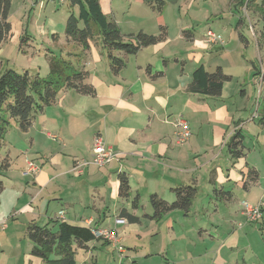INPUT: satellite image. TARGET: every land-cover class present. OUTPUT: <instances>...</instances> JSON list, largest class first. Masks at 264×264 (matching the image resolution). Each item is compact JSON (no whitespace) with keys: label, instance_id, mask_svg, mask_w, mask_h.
<instances>
[{"label":"crops","instance_id":"1","mask_svg":"<svg viewBox=\"0 0 264 264\" xmlns=\"http://www.w3.org/2000/svg\"><path fill=\"white\" fill-rule=\"evenodd\" d=\"M164 1V7L157 10L146 0H100L108 19L130 41L135 42L140 32H165L164 39L140 47L135 54L113 51L125 61L119 71L112 69L100 37L91 38L88 49L66 39L73 49L72 68L87 72L84 83L96 92L64 87L56 101L36 113L24 131L22 150L16 152L27 166L29 161L40 166L36 174L23 176L25 167L17 175L10 173L12 149L9 156L2 154L6 147L2 141L0 157L6 156L11 164L0 171V199L14 192L13 201L19 203L21 212L31 215L26 236L31 222L53 231L67 221L90 228H116L119 234L123 225L130 224L133 231L145 218L157 236L165 239L157 249L167 264H260L264 262H259L262 243L255 246L249 238L258 229L249 226L264 221V211L259 221H250L241 204L264 201V73L242 57V43L250 44L244 23L221 24L206 4L197 16L192 3ZM209 29L224 42H209ZM234 33L240 38L238 43ZM234 41L236 46L228 49ZM202 65L209 72L221 67L231 76L220 96L188 90L194 71ZM181 116L191 129L190 139L182 145L175 140V124ZM237 134L243 154L233 157L228 144ZM98 135L120 158L103 167H76L78 160L92 158ZM122 172L129 178L127 198L120 196ZM187 185L197 187L187 215L173 210L151 218L152 194L173 202L174 189ZM141 196L149 199L151 211L141 204ZM129 216L133 219L128 220ZM119 217L127 221L118 224ZM118 239L121 245L120 234ZM91 243L81 248L89 251Z\"/></svg>","mask_w":264,"mask_h":264},{"label":"rangeland","instance_id":"2","mask_svg":"<svg viewBox=\"0 0 264 264\" xmlns=\"http://www.w3.org/2000/svg\"><path fill=\"white\" fill-rule=\"evenodd\" d=\"M177 1L188 5L190 3L194 4V13H197V16L200 15L199 9L208 5L221 24H232L234 27L241 16H243V30L247 38L250 39V44L245 46L242 43V57L253 69L257 68L264 73L263 37H261L262 51L259 50L260 48L257 45V43L260 44L259 37L263 24L256 13L247 11L243 7L238 9V6L232 0ZM188 8L185 7V11ZM71 12L76 15L79 14V8H73L71 0H12L9 13L12 32L10 37L0 45V76L8 70H13L18 73L29 71L32 75L51 79L49 77L53 58L60 61L64 67L63 77L70 75L72 73L70 52L73 49L72 45L66 41V26ZM81 26H83V23ZM214 26L217 27L216 25ZM234 37L238 43L240 40L239 36L234 33ZM235 41L228 49L236 46L234 45ZM54 77L57 78V76L53 75ZM63 89L64 82L62 80L58 86V95H62ZM254 92V98H256L258 94L257 91L254 90ZM9 121L10 124L5 134V140L3 139V144L6 142V147L3 146L2 150V154L5 153L4 155L9 156L8 152L12 149L11 159H13L9 172L17 175L25 167L22 172L23 176L33 175L31 173L26 174L28 166L21 153L16 157L17 150H22L23 148L24 131L20 128L18 119L9 118ZM29 162L36 164L34 161ZM6 196H8V199H0V264H51L31 254V241L25 234L26 222L31 215L21 212L19 203L13 201L14 192L9 191ZM139 199L141 204H144L146 209L151 211L149 199L142 196ZM244 202L246 201H243L241 205L243 212L246 213V209L243 207ZM259 203L251 204L250 202L249 204L258 205ZM261 218L257 219V221ZM113 220V218L109 220L112 226L114 225ZM136 225L137 227L133 231L129 227L130 224L121 225V229V226H118L120 229L119 234L122 236L121 245L126 250L123 255L113 242L100 237L98 238L99 240L91 241L90 245L92 248L89 251L76 244L74 245L76 246L75 259L77 264H167L164 259L165 255L157 249L160 243L165 242V239L157 236L158 234L153 230L154 226L150 220L143 218V222ZM252 225L251 227L249 226V229H258V231L251 232L249 238H251L255 246L258 243H262V246L258 247L262 251L260 252L261 258L259 262L261 260L264 261V221L262 220L259 225ZM167 236L168 239L171 238L170 235ZM57 256L53 253L52 258L56 259ZM260 264H264V262Z\"/></svg>","mask_w":264,"mask_h":264},{"label":"trees","instance_id":"3","mask_svg":"<svg viewBox=\"0 0 264 264\" xmlns=\"http://www.w3.org/2000/svg\"><path fill=\"white\" fill-rule=\"evenodd\" d=\"M146 1L157 10H161L165 5L164 0ZM233 2L238 6V9L243 7L247 11L256 13L260 22H262L263 27L259 37L261 48V37L264 38V0H233ZM11 5L12 0H0V45L10 37L12 32V24L9 21ZM71 5L73 8H79V14L76 15L71 12L67 20V41L76 42L88 49L89 40L93 37H100L103 47L108 52L111 60L110 65L114 71L121 70L125 65V61L115 56L113 51L121 50L127 54H135L140 47L155 44L165 37L164 31L159 35L140 32L135 36V42L130 41L122 33L119 25L108 19L102 10L100 0H71ZM243 20L244 18L241 16L237 25L241 26ZM82 23L83 26H81ZM239 36L242 41L248 43L242 32L239 33ZM53 75L57 78H53ZM63 75L64 67L60 61L53 58L49 77L51 79L32 75L29 71L18 73L13 70H8L0 76V153L2 141L10 124L9 118L18 119L20 128L27 131L36 113L56 101L59 94L58 86L62 80L66 88H73L81 93L95 94L94 87L84 83L87 72L72 68L70 75L64 77ZM230 79L231 76L227 75L221 67H218L214 72H209L202 65L194 71L193 81L190 83L188 90L193 93L220 96L224 83ZM241 146L242 139L239 135L233 136L228 144L233 157H240L243 154ZM10 164L6 156L0 157V171L7 170ZM118 178L120 181V196L129 197L130 184L127 174L122 172ZM2 189L3 182L0 180V192ZM174 192L176 200L173 202H169L157 194L150 196V203L154 209L151 218L159 219L165 213L173 210H182L186 215L189 213L197 194V187L195 185L181 186L175 188ZM128 218V220L133 219L130 216ZM26 233L29 240L34 244L32 254L51 264H77L74 245L84 247L86 243L96 239L92 228L75 225L67 221L59 223L57 231H53L47 226H40L36 222H31L27 226ZM53 253L58 255L56 259L52 258Z\"/></svg>","mask_w":264,"mask_h":264},{"label":"built area","instance_id":"4","mask_svg":"<svg viewBox=\"0 0 264 264\" xmlns=\"http://www.w3.org/2000/svg\"><path fill=\"white\" fill-rule=\"evenodd\" d=\"M207 39L209 42L212 43H223V39L220 34L209 29L206 33ZM176 130H175V140L178 144L182 145L186 143L191 137V129L189 122L183 118L182 116L179 117L176 121ZM120 158V154L117 153L112 147L108 146L104 140V138L100 135L96 136L94 140L93 146V154L90 160L82 159L78 160L76 163V167L82 168L85 165L93 164L95 166L103 167L116 159ZM40 170V166L34 164L33 162L28 163V172L31 174H36ZM244 208L246 209V216L248 219L252 221H257V219L262 217V213L264 211V201L260 202L258 205H251L248 202H244ZM125 218L119 217L117 218V223L121 224L126 222ZM93 233L97 238H105L111 242L116 244L119 252L123 251V246L118 245V231L116 228L112 229H105V228H92Z\"/></svg>","mask_w":264,"mask_h":264}]
</instances>
